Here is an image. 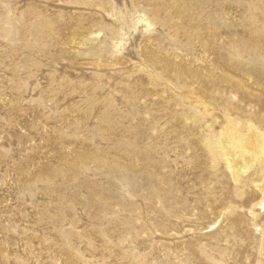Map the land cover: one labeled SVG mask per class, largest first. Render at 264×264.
Returning a JSON list of instances; mask_svg holds the SVG:
<instances>
[{
	"label": "rangeland",
	"instance_id": "rangeland-1",
	"mask_svg": "<svg viewBox=\"0 0 264 264\" xmlns=\"http://www.w3.org/2000/svg\"><path fill=\"white\" fill-rule=\"evenodd\" d=\"M261 132L264 0H0V264H264Z\"/></svg>",
	"mask_w": 264,
	"mask_h": 264
},
{
	"label": "bare ground",
	"instance_id": "bare-ground-1",
	"mask_svg": "<svg viewBox=\"0 0 264 264\" xmlns=\"http://www.w3.org/2000/svg\"><path fill=\"white\" fill-rule=\"evenodd\" d=\"M237 132H238V130H237ZM262 134H264V133L261 132V134H259V136H258L259 137L258 138L259 139L258 140L259 141L258 142V149L263 150V152H264V137H263L264 135H262ZM253 157H254V154H249V156H247L246 154H242L241 152H235L233 154H231V153L221 154V158L224 160V163H225L227 169L229 170V172L231 173V175L235 181L238 180V178L240 177V175H242V173L247 172V170L249 169V166L254 161ZM263 169H264V167H261V170H263ZM256 172H255V174H257Z\"/></svg>",
	"mask_w": 264,
	"mask_h": 264
}]
</instances>
